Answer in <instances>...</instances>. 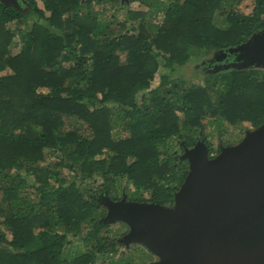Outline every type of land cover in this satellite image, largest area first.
I'll return each mask as SVG.
<instances>
[{
  "label": "trees",
  "instance_id": "16d2710c",
  "mask_svg": "<svg viewBox=\"0 0 264 264\" xmlns=\"http://www.w3.org/2000/svg\"><path fill=\"white\" fill-rule=\"evenodd\" d=\"M28 1L0 0V264H137L136 245L153 252L124 249L129 226L104 221L87 186L171 204L185 146L205 140L216 154L229 142L215 147L217 130L264 123V67L167 72L153 85L161 65L264 29V0L249 12L246 0Z\"/></svg>",
  "mask_w": 264,
  "mask_h": 264
},
{
  "label": "water",
  "instance_id": "95a60500",
  "mask_svg": "<svg viewBox=\"0 0 264 264\" xmlns=\"http://www.w3.org/2000/svg\"><path fill=\"white\" fill-rule=\"evenodd\" d=\"M221 51L234 59L219 67H264V29ZM181 158L189 170L172 204L102 193L103 220L126 222L121 241L151 250L147 264H264V123L216 154L199 140Z\"/></svg>",
  "mask_w": 264,
  "mask_h": 264
},
{
  "label": "rangeland",
  "instance_id": "374dc122",
  "mask_svg": "<svg viewBox=\"0 0 264 264\" xmlns=\"http://www.w3.org/2000/svg\"><path fill=\"white\" fill-rule=\"evenodd\" d=\"M123 5L128 7V6H132V7H137V8H145V5H142L139 1L136 0H123ZM11 4L19 6L23 9H28L29 8V1L28 0H12ZM254 6L253 0H246L243 1L240 5V8L249 12L252 10ZM114 12V8H110L107 7V13L108 14H112ZM119 15L121 16V18H123V14L122 11H119ZM17 22L13 21L11 23V25L14 27L16 26ZM19 25V24H18ZM17 25V27H18ZM18 40V45H14L13 49L14 51L18 50L20 45H19V39L17 37ZM234 59V57H231L230 55L225 56L223 54V51L221 50H213L211 52H208L204 55H202L201 57H193L191 60H189L188 62H186L184 65H177L174 70H171L164 65H161L160 68L157 70L156 72V76L153 80V85H156L159 83L160 80V75L163 73H170L171 74V78L172 77H178L180 75H183L185 77H187L188 79H195V80H201L202 77L206 74L209 73L210 71H212L213 69L219 67L221 65V63H228L230 61H232ZM122 60L125 61V54H123L122 56ZM227 131L226 132H222L217 130V135H215L211 140L214 144V146L216 147L219 142H221V140L223 142L226 143V141L230 142V143H235L237 140L239 141L240 138H242L245 135V131L249 128H251L252 126L250 125V123L247 122V125L245 126L244 131L240 129V127L236 126V125H232V124H227ZM226 143L230 144V143ZM182 149H179V151H181ZM69 170L68 169H64V175H68ZM89 180V179H88ZM88 189L91 190V193L95 194L96 189L94 187L91 186H87ZM100 197L102 198V193H100ZM172 204V203H171ZM120 222L118 221H114L113 222V227L116 228L118 226H120ZM125 227H123L124 229ZM122 229V230H123ZM137 244V243H135ZM134 246V245H133ZM124 249L127 248L128 246L125 245L123 246ZM142 247V246H141ZM132 248V243L130 244V249ZM136 248H139L141 251L145 250V247L140 248L138 245H136ZM141 251H134L135 256L137 257V264H144L147 263L153 259L156 258V256L152 253V255H146L141 253Z\"/></svg>",
  "mask_w": 264,
  "mask_h": 264
},
{
  "label": "flooded vegetation",
  "instance_id": "af4514ba",
  "mask_svg": "<svg viewBox=\"0 0 264 264\" xmlns=\"http://www.w3.org/2000/svg\"><path fill=\"white\" fill-rule=\"evenodd\" d=\"M100 193H101V192H99V191H97V190H96V192H95V194H96L97 196H100ZM93 194H94V193H93ZM153 260H154V259H153Z\"/></svg>",
  "mask_w": 264,
  "mask_h": 264
}]
</instances>
